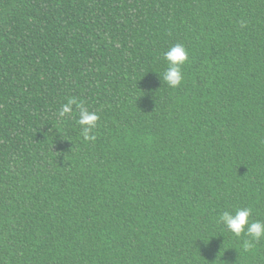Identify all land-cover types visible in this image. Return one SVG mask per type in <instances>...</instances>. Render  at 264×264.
<instances>
[{
	"label": "trees",
	"instance_id": "obj_1",
	"mask_svg": "<svg viewBox=\"0 0 264 264\" xmlns=\"http://www.w3.org/2000/svg\"><path fill=\"white\" fill-rule=\"evenodd\" d=\"M242 207L264 221V0H0V264H264L219 221Z\"/></svg>",
	"mask_w": 264,
	"mask_h": 264
},
{
	"label": "clouds",
	"instance_id": "obj_2",
	"mask_svg": "<svg viewBox=\"0 0 264 264\" xmlns=\"http://www.w3.org/2000/svg\"><path fill=\"white\" fill-rule=\"evenodd\" d=\"M167 67L163 71V81L176 88L184 80L182 66L189 59L188 49L181 43L171 46L165 53ZM159 73V72H158ZM75 108L79 109L77 123L81 126V134L85 141L95 140L94 129L97 128L99 120L98 113L89 111L83 102L75 97H69L58 111V116L64 118L71 114ZM252 215L251 207L236 208L234 211L225 210L220 213L219 221L236 237L242 234L248 237L243 240L242 247L245 252H250L255 247V242L264 239V221H250Z\"/></svg>",
	"mask_w": 264,
	"mask_h": 264
}]
</instances>
